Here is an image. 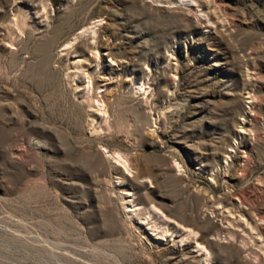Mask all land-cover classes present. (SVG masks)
I'll return each mask as SVG.
<instances>
[{"label": "rangeland", "instance_id": "obj_1", "mask_svg": "<svg viewBox=\"0 0 264 264\" xmlns=\"http://www.w3.org/2000/svg\"><path fill=\"white\" fill-rule=\"evenodd\" d=\"M0 264H264V0H0Z\"/></svg>", "mask_w": 264, "mask_h": 264}]
</instances>
